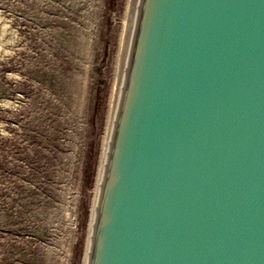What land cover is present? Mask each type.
Returning a JSON list of instances; mask_svg holds the SVG:
<instances>
[{
	"label": "water",
	"instance_id": "1",
	"mask_svg": "<svg viewBox=\"0 0 264 264\" xmlns=\"http://www.w3.org/2000/svg\"><path fill=\"white\" fill-rule=\"evenodd\" d=\"M82 264H264V0H129Z\"/></svg>",
	"mask_w": 264,
	"mask_h": 264
},
{
	"label": "rangeland",
	"instance_id": "2",
	"mask_svg": "<svg viewBox=\"0 0 264 264\" xmlns=\"http://www.w3.org/2000/svg\"><path fill=\"white\" fill-rule=\"evenodd\" d=\"M128 2L0 0V264H82Z\"/></svg>",
	"mask_w": 264,
	"mask_h": 264
},
{
	"label": "bare ground",
	"instance_id": "3",
	"mask_svg": "<svg viewBox=\"0 0 264 264\" xmlns=\"http://www.w3.org/2000/svg\"><path fill=\"white\" fill-rule=\"evenodd\" d=\"M17 37H18L17 32L14 31L10 27V23L6 19H4L0 13V60L12 55V53L15 50V47H17V44H16L17 43ZM118 56H119V54H118ZM117 61H118V58H117ZM116 67H117V65H116ZM2 104L4 106H10L11 105V103L9 101H2ZM0 134L1 135L5 134L4 126L1 122H0Z\"/></svg>",
	"mask_w": 264,
	"mask_h": 264
}]
</instances>
